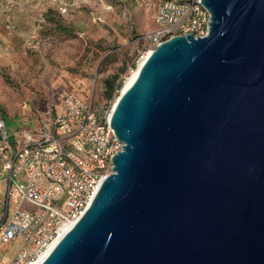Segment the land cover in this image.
<instances>
[{
  "label": "water",
  "instance_id": "water-1",
  "mask_svg": "<svg viewBox=\"0 0 264 264\" xmlns=\"http://www.w3.org/2000/svg\"><path fill=\"white\" fill-rule=\"evenodd\" d=\"M202 3L208 35L148 55L113 172L40 264H264V0Z\"/></svg>",
  "mask_w": 264,
  "mask_h": 264
},
{
  "label": "built area",
  "instance_id": "built-area-1",
  "mask_svg": "<svg viewBox=\"0 0 264 264\" xmlns=\"http://www.w3.org/2000/svg\"><path fill=\"white\" fill-rule=\"evenodd\" d=\"M141 1L145 7L153 2ZM156 1V28L146 36L150 47L129 74L165 41L210 31L211 14L202 0ZM120 92L98 108L74 91L64 93L38 128L12 129L0 117V177L6 183L0 197V264H36L90 207L125 145L111 127ZM15 244L7 262L2 246Z\"/></svg>",
  "mask_w": 264,
  "mask_h": 264
},
{
  "label": "rangeland",
  "instance_id": "rangeland-1",
  "mask_svg": "<svg viewBox=\"0 0 264 264\" xmlns=\"http://www.w3.org/2000/svg\"><path fill=\"white\" fill-rule=\"evenodd\" d=\"M157 5L156 0L150 7L141 0H0V117L12 129L41 127L60 96L73 91L97 108L104 105L109 101L104 79L126 67L118 80L123 87L150 47L146 36L156 28ZM5 189L0 179L1 198ZM16 244L2 246L7 262Z\"/></svg>",
  "mask_w": 264,
  "mask_h": 264
},
{
  "label": "trees",
  "instance_id": "trees-1",
  "mask_svg": "<svg viewBox=\"0 0 264 264\" xmlns=\"http://www.w3.org/2000/svg\"><path fill=\"white\" fill-rule=\"evenodd\" d=\"M64 31L67 33H71V30L67 27H63ZM126 71V67L122 68L119 75L109 76L104 79V96L109 100H113L115 93L122 87V82H118L121 74Z\"/></svg>",
  "mask_w": 264,
  "mask_h": 264
},
{
  "label": "bare ground",
  "instance_id": "bare-ground-1",
  "mask_svg": "<svg viewBox=\"0 0 264 264\" xmlns=\"http://www.w3.org/2000/svg\"><path fill=\"white\" fill-rule=\"evenodd\" d=\"M151 52H148L145 54V59L143 61L140 62V64L138 65V67L136 69H134L128 76H127V79L126 81L124 82L123 84V87H122V92L121 94L126 90L128 89L132 84L133 82L135 81V79L137 78L138 76V73H139V70L142 66V64L144 63V61L146 60V58L148 57V55L150 54ZM121 96V95H120ZM119 96V97H120ZM116 99V101L118 100V98ZM70 230V227H67L65 231H69ZM59 242V240H57L53 245L52 247L48 250V252L36 263V264H40L49 254L50 252L53 250V248L56 246V244Z\"/></svg>",
  "mask_w": 264,
  "mask_h": 264
},
{
  "label": "crops",
  "instance_id": "crops-1",
  "mask_svg": "<svg viewBox=\"0 0 264 264\" xmlns=\"http://www.w3.org/2000/svg\"><path fill=\"white\" fill-rule=\"evenodd\" d=\"M0 179H3V178L0 177ZM3 180H4V179H3Z\"/></svg>",
  "mask_w": 264,
  "mask_h": 264
}]
</instances>
